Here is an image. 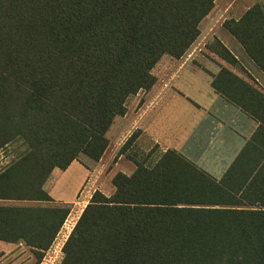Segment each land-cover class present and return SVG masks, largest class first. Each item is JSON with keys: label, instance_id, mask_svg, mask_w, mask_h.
Returning <instances> with one entry per match:
<instances>
[{"label": "trees", "instance_id": "16d2710c", "mask_svg": "<svg viewBox=\"0 0 264 264\" xmlns=\"http://www.w3.org/2000/svg\"><path fill=\"white\" fill-rule=\"evenodd\" d=\"M214 1L0 0V149L19 142L0 169V199L32 202L0 204V240L22 241L41 261L70 212L44 188L52 169L79 154L99 160L126 99L154 84L163 54L190 48ZM222 26L264 72V7ZM211 84L258 122L223 175L175 149L152 163L127 155L134 170L117 171L109 195L92 193L58 264H264V93L224 66Z\"/></svg>", "mask_w": 264, "mask_h": 264}, {"label": "crops", "instance_id": "0c3cea01", "mask_svg": "<svg viewBox=\"0 0 264 264\" xmlns=\"http://www.w3.org/2000/svg\"><path fill=\"white\" fill-rule=\"evenodd\" d=\"M244 10H234L232 4L223 10L213 6L199 22L200 33L194 40L195 45L193 42L179 58L169 54L159 58L151 69L155 76L154 84L126 99L131 105L126 103L125 114L116 116L108 129L116 140L114 142L108 137V145L99 160L93 161L85 156V159L73 160L65 169H52L44 183L45 190L53 198L52 204H68L87 198L84 201L86 204L95 189L106 195L112 193V176L117 171L130 174L135 168L126 155H118L116 161L114 157L124 140L136 129L139 130L137 137L142 149H151L153 146L161 151L175 149L211 176L220 178L223 175L258 122L214 89L212 75L218 72L220 66H224L264 93V72L249 58L239 42L224 32L222 26L225 19H236ZM213 37L228 48L238 64L233 66L221 59L222 65L215 67L200 61L198 53L202 48L199 46L202 44L206 48L205 44ZM110 163L114 164L111 168ZM75 164L80 170L74 168ZM71 168L74 172L83 173L75 196L53 193V187L64 182V176ZM100 172H107L103 175L108 183L104 187L96 186L99 185L95 180L99 178ZM23 244L20 241L0 240V264H7L6 259L5 263L2 261L9 257L4 251L7 246Z\"/></svg>", "mask_w": 264, "mask_h": 264}, {"label": "rangeland", "instance_id": "374dc122", "mask_svg": "<svg viewBox=\"0 0 264 264\" xmlns=\"http://www.w3.org/2000/svg\"><path fill=\"white\" fill-rule=\"evenodd\" d=\"M256 2L260 3L264 7V0H215L214 6L223 10L229 4H232L234 10H242V9H246L247 7H249L250 5H252L253 3H256ZM216 10H218V9H216ZM224 32H227V31L224 30ZM210 40H211V38L208 41H210ZM195 42L193 43L194 45H195ZM192 47H193V45H192ZM199 48H202L201 51H199V53H198L199 54L198 58L200 59L201 62L208 64V66L214 65L215 67H218L217 65H222L220 63L221 58L219 56L210 52L208 48L206 49L204 46L202 47V44L199 46ZM242 52H243V54H245L244 51H242ZM221 62H222V60H221ZM126 103L128 105H131L129 99L127 102H125V107H126ZM137 130L138 129L131 132L130 135H132L133 133H136ZM106 136L109 137L110 140L112 139V141L115 142L116 138L113 135V133H109V131H108L106 133ZM135 136L137 137V134ZM138 137L136 138V141H134L135 138H134V140H132L130 146H128L126 148L124 155H126V156L128 155V156L135 158V159H138V160H146V163H152L154 160H156L158 158V156H160V154L163 151L159 150V148H157L156 146L151 147V149H142V144H140ZM128 138L129 137H127L124 140V142ZM123 143H122V145H123ZM18 145H19V142H12V143H9L8 145L4 146L2 149H0V169L2 167H4L5 165H7L10 162V160L13 159L17 155L16 149H17ZM120 147H119V149H120ZM119 149H117V151L115 153V157H114L115 161H116V158L118 156ZM77 158L78 159H85V156L83 154H79ZM231 161L232 160H230L229 163ZM113 166H114V164L112 163L110 168ZM76 167H78L77 164L74 165V168H76ZM226 167L223 170H221L219 176L223 173V171L226 169ZM78 169L80 170L79 167H78ZM105 173H107V172H105ZM105 173H103V172L99 173V175H98L99 178L95 180L98 182L99 185H96V186L104 187L105 185L108 184L106 181L107 179L105 177H103V175ZM82 178H83V173L74 172V169L71 168L65 174L64 182L59 183L56 186H54L51 191L55 194H58V195H65L66 197H74L77 189H79V187H80L79 183L82 180ZM95 190H98V189H95ZM85 200H87V198L86 199L84 198V200L82 198V199H80V201L76 200V202H70L68 204L66 203L70 208V212H69L68 216L66 217L63 225L61 226V228L57 232V234L55 236L56 239L53 240L54 242L51 243V245L49 246V248L47 250L43 251V253H42L43 256L41 258V261L38 264H58L60 262V260L62 259V254H63L61 251L62 244L65 241L66 237L68 236L70 230L72 229V227H73L76 219L78 218L82 208L85 206V204H84ZM0 204H32V202H28V201L19 202L16 200L2 201L0 199ZM20 242H22V241H20ZM4 251H5V254L9 256V257H7L8 259L5 257L2 260L4 263H5V259H6L7 264H11V263H13V264H35L36 263L35 254L29 249V247H26V245H24V244L22 246H20V245L7 246Z\"/></svg>", "mask_w": 264, "mask_h": 264}]
</instances>
